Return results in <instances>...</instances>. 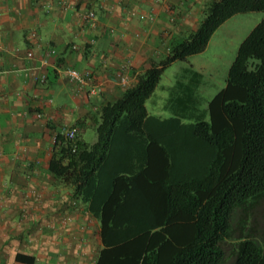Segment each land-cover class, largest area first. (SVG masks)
I'll use <instances>...</instances> for the list:
<instances>
[{
	"label": "trees",
	"instance_id": "16d2710c",
	"mask_svg": "<svg viewBox=\"0 0 264 264\" xmlns=\"http://www.w3.org/2000/svg\"><path fill=\"white\" fill-rule=\"evenodd\" d=\"M249 11L264 0H210L194 30L101 106L94 142L56 133L48 169L99 219L95 264H264V16L206 106L191 66L166 87L169 116L145 105L165 67Z\"/></svg>",
	"mask_w": 264,
	"mask_h": 264
},
{
	"label": "crops",
	"instance_id": "0c3cea01",
	"mask_svg": "<svg viewBox=\"0 0 264 264\" xmlns=\"http://www.w3.org/2000/svg\"><path fill=\"white\" fill-rule=\"evenodd\" d=\"M209 2L0 0V264L96 263L99 219L49 171L54 137L71 127L94 142L101 106L194 30ZM69 67L91 77L79 86Z\"/></svg>",
	"mask_w": 264,
	"mask_h": 264
},
{
	"label": "rangeland",
	"instance_id": "374dc122",
	"mask_svg": "<svg viewBox=\"0 0 264 264\" xmlns=\"http://www.w3.org/2000/svg\"><path fill=\"white\" fill-rule=\"evenodd\" d=\"M263 16L264 11H249L233 15L215 30L203 51L187 56L184 60H176L165 67L159 84L146 100L148 111L163 117L170 115V112L163 108L167 98L166 87L173 84L175 73L185 66H191L202 73L203 83L199 86V93L203 98L202 105L206 106L208 100L224 87L228 68L240 42ZM229 247V244H224L226 253Z\"/></svg>",
	"mask_w": 264,
	"mask_h": 264
},
{
	"label": "built area",
	"instance_id": "2783aa9c",
	"mask_svg": "<svg viewBox=\"0 0 264 264\" xmlns=\"http://www.w3.org/2000/svg\"><path fill=\"white\" fill-rule=\"evenodd\" d=\"M95 17V13L94 11H89L86 13L85 15V18L86 19H93ZM110 32L113 31L112 28L109 29ZM72 47H76L75 45H73ZM49 53H54V49H51L49 51ZM26 55L27 56H31L32 55V52L31 51H27L26 52ZM45 62V61H44ZM64 72L66 73L68 79L76 84H78L79 86H83L88 80L89 78L91 77L90 76V72L89 71H79L78 69L76 68H66L64 69ZM39 80L41 82H43L45 80V75L44 74H41ZM119 82L122 84V85H125L126 84V78L121 76L120 79H119ZM94 88L92 87L90 89V92H94ZM64 134L71 138L75 135V131L73 128H66L64 130Z\"/></svg>",
	"mask_w": 264,
	"mask_h": 264
}]
</instances>
